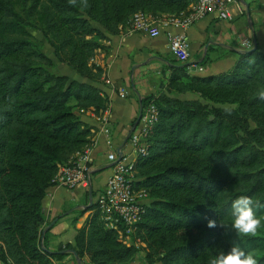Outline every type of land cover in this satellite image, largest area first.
Returning <instances> with one entry per match:
<instances>
[{"label": "trees", "instance_id": "1", "mask_svg": "<svg viewBox=\"0 0 264 264\" xmlns=\"http://www.w3.org/2000/svg\"><path fill=\"white\" fill-rule=\"evenodd\" d=\"M191 2L87 0L84 7L82 0L75 6L68 0H0L2 264H54L74 255L90 264H210L233 242L264 264V224L254 237L223 226L231 223L237 197L264 204V101L257 96L264 90V53L257 46L215 76H192L187 65L168 60L159 91L141 101L143 109L152 103L158 117L134 165V186L145 190L149 203L131 246L124 244L123 228H107L85 195L88 208L72 221V243L48 251V230L40 248L46 191L58 169L91 145L82 111L98 115L109 105L96 84L105 73L110 37L138 12L180 17ZM29 29L39 31L55 61L85 82L50 72L55 61L38 49ZM257 215L264 217V209ZM209 219L215 228L207 227Z\"/></svg>", "mask_w": 264, "mask_h": 264}, {"label": "crops", "instance_id": "2", "mask_svg": "<svg viewBox=\"0 0 264 264\" xmlns=\"http://www.w3.org/2000/svg\"><path fill=\"white\" fill-rule=\"evenodd\" d=\"M193 5L191 2L189 11ZM229 15L230 19L220 20L215 14H209L187 28L191 53L189 64L202 69L193 76H215L231 69L238 53L245 51L241 45L244 41L251 42L252 46L256 45L264 53V0H233L229 5ZM160 29L162 33L155 39L144 33L132 32L129 26L110 37V54L104 61L105 73L96 86L109 100L108 108L103 113L110 121L116 148L125 144L132 124L140 115L141 101L158 92L160 81L164 82L169 75L168 60L174 58L169 52L167 33H178L180 28L177 24H171ZM61 65L65 72L63 76L85 82L74 70ZM81 121L91 129L92 134L88 155L92 161L90 177L93 192L104 185L110 174V164L106 161L107 149L99 133L100 126L92 113L88 111L82 114ZM85 195L88 193L79 188L52 186L47 189L42 201L45 216L43 234L50 226L47 241L49 238L66 236L71 230L75 235L72 221L82 210L81 199ZM88 214H84L85 218ZM84 215L83 219H78L76 229L82 226ZM73 237L66 243H72Z\"/></svg>", "mask_w": 264, "mask_h": 264}, {"label": "built area", "instance_id": "3", "mask_svg": "<svg viewBox=\"0 0 264 264\" xmlns=\"http://www.w3.org/2000/svg\"><path fill=\"white\" fill-rule=\"evenodd\" d=\"M191 1L194 3L191 10L187 14H181L180 17L167 15L153 17L138 12L131 18L129 27L132 32L144 33L149 38L155 39L162 33L161 26L167 27L171 24H177L180 28L178 33H167L169 52L178 63L187 65L189 74L193 76L196 72H201L202 69L195 64H189L191 53L186 36L187 28L196 20L209 14H215L220 20L230 19L229 5L233 0ZM241 45L245 51L253 47L249 41H244ZM120 96L123 97V94ZM82 113L84 114L83 111ZM92 116L100 126L99 133L103 136L104 145L107 149L106 161L110 164V174L104 185L92 192L90 177L92 161L88 155V148L83 153H77L68 164L61 166L52 183L55 187L79 188L87 193L91 190L92 198L89 199V206L91 204L95 206V210L100 214L107 228L113 230L118 227L123 228L124 244L129 247L133 244L131 236L145 212V206L149 203V197L145 190L136 189L134 186L136 181L134 165L136 159L146 153L145 141L157 121L158 111L152 103L144 109L142 108L136 124L132 127L125 144L121 148L114 146L110 121L106 115L101 112L98 115L92 113ZM42 240L43 237H41V249H43ZM134 243L140 245L139 242L135 241ZM0 264L2 263L0 262ZM5 264L14 263L8 260Z\"/></svg>", "mask_w": 264, "mask_h": 264}, {"label": "clouds", "instance_id": "4", "mask_svg": "<svg viewBox=\"0 0 264 264\" xmlns=\"http://www.w3.org/2000/svg\"><path fill=\"white\" fill-rule=\"evenodd\" d=\"M69 4L75 6L77 0H68ZM84 7H87V0H82ZM258 98L264 101V90L257 93ZM264 209V204L251 197L241 195L231 203V223L223 224L228 230H235L241 236H256L264 224V217L257 215V210ZM215 220H207V227L215 228ZM210 264H258L257 254L246 252L240 244L233 242L230 250L225 254L220 251L210 259Z\"/></svg>", "mask_w": 264, "mask_h": 264}, {"label": "rangeland", "instance_id": "5", "mask_svg": "<svg viewBox=\"0 0 264 264\" xmlns=\"http://www.w3.org/2000/svg\"><path fill=\"white\" fill-rule=\"evenodd\" d=\"M32 37L34 38V40L36 41V45L38 47L39 50H41L42 52H44L46 55H48L50 58H52L55 61V57L53 56L52 53V49L50 48V46H48V44L43 40L42 35L39 31L34 30V29H29ZM63 66L61 65V63H58L55 61V66L49 68L48 70L54 74H62L65 73L63 70ZM63 75V74H62ZM192 96H189V98H191ZM81 206H82V210L78 211V214H80L82 211L84 212V210H86L88 207V201L86 199V197H82L81 199ZM79 216V215H78ZM78 216L76 218H78ZM85 218V215H84ZM83 219V217H82ZM77 228H81V226L77 227ZM43 232L41 234V237L44 238ZM74 235V231L71 230L66 236H63L61 238H49L47 241L48 244V251L53 252L55 251L59 246L60 248H64L66 245V242H68L69 240H72V237ZM80 261V260H79ZM57 264H77L76 259L73 260L72 256H68L65 257L60 263ZM80 264H90L88 262V260H82L80 261ZM133 264H142L139 260H137L136 262H134Z\"/></svg>", "mask_w": 264, "mask_h": 264}, {"label": "water", "instance_id": "6", "mask_svg": "<svg viewBox=\"0 0 264 264\" xmlns=\"http://www.w3.org/2000/svg\"><path fill=\"white\" fill-rule=\"evenodd\" d=\"M256 46V45H255ZM118 153H119V151H118ZM88 196H89V199L91 200V198H92V193H91V190L88 192ZM50 229V226L47 228V230H49ZM47 230H45V231H47ZM44 235V234H43ZM42 235V236H43ZM70 253L71 254H73L72 253V251H70ZM74 255V254H73ZM74 257H75V259H76V262H77V264H80V261H79V259L76 257V255H74Z\"/></svg>", "mask_w": 264, "mask_h": 264}]
</instances>
